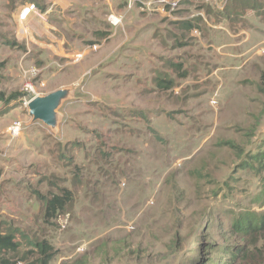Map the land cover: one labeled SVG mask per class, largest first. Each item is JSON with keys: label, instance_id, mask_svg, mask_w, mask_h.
<instances>
[{"label": "rangeland", "instance_id": "374dc122", "mask_svg": "<svg viewBox=\"0 0 264 264\" xmlns=\"http://www.w3.org/2000/svg\"><path fill=\"white\" fill-rule=\"evenodd\" d=\"M19 1L0 0V232L20 244L11 263L41 264L42 243L50 264H264V230L233 227L264 214V6L262 18L233 0H168L178 7L166 13L117 0L101 15L108 32L85 45L93 51L26 78L42 65L16 38ZM109 42L139 64L86 73L82 61ZM60 89L73 94L58 129L34 122L28 103ZM67 192L72 207L47 217Z\"/></svg>", "mask_w": 264, "mask_h": 264}, {"label": "crops", "instance_id": "0c3cea01", "mask_svg": "<svg viewBox=\"0 0 264 264\" xmlns=\"http://www.w3.org/2000/svg\"><path fill=\"white\" fill-rule=\"evenodd\" d=\"M17 3H21V6L19 4L17 7L16 4L14 12V22L18 28L16 38L26 47L27 55L35 52L36 61L42 65L41 72L55 68L60 70L56 64L61 60H67L63 64L65 68L71 61V55L83 49L93 51V48L85 49L87 42H96L108 32L102 28L101 15L105 16L108 8L119 9L117 0H20ZM32 5L35 10L25 20L21 19L24 9ZM89 31L92 32L91 36H88ZM120 51L117 42L104 43L98 52L80 65L86 68V73L94 71L93 75L100 73L97 69L99 66L106 67L108 71L114 69L123 72L126 68L133 71L135 65L139 64L138 55L131 53L128 56Z\"/></svg>", "mask_w": 264, "mask_h": 264}, {"label": "trees", "instance_id": "16d2710c", "mask_svg": "<svg viewBox=\"0 0 264 264\" xmlns=\"http://www.w3.org/2000/svg\"><path fill=\"white\" fill-rule=\"evenodd\" d=\"M235 7L242 8L241 10L252 9L258 14L259 17L263 18V15L260 14V11L263 9L264 0H233ZM177 70H182L180 64H172ZM181 77H186V73L181 74ZM156 83L164 89H171L172 82L166 83L163 79H156ZM11 100H14V97H11ZM4 97H0V100H3ZM72 194L67 192L63 196H55L53 199L47 202L46 206V215L47 217H56L57 213L64 211L68 205L71 206L73 203ZM258 204L264 206V189L262 190L260 197L256 200ZM72 207V206H71ZM233 227L235 231L243 236L252 235L255 233H260L264 230V214L260 215L256 212L252 214H243L237 215L234 219ZM19 242L16 239L15 234L13 233H1L0 232V264H17L16 262L11 263L10 255L16 254L19 252ZM36 247L40 249L41 253L46 255V259L42 261L41 264H50L54 260V255L51 254L52 249L48 244L38 243ZM68 264V263H65ZM222 264V263H220Z\"/></svg>", "mask_w": 264, "mask_h": 264}, {"label": "water", "instance_id": "95a60500", "mask_svg": "<svg viewBox=\"0 0 264 264\" xmlns=\"http://www.w3.org/2000/svg\"><path fill=\"white\" fill-rule=\"evenodd\" d=\"M73 91L60 89L47 96H36L28 103L29 113L33 121H40L52 130H57L60 125L59 109L68 100Z\"/></svg>", "mask_w": 264, "mask_h": 264}, {"label": "built area", "instance_id": "2783aa9c", "mask_svg": "<svg viewBox=\"0 0 264 264\" xmlns=\"http://www.w3.org/2000/svg\"><path fill=\"white\" fill-rule=\"evenodd\" d=\"M138 3H141L143 5V9L146 10H157V11H162L166 13L168 10L174 11L175 8L178 7V2H170L168 0H128V9L133 8L136 6ZM162 9V10H161ZM32 10H35V6L32 5L28 9H24L21 15V19L25 20L27 16L31 13ZM109 21L111 22L112 25L117 26L120 23V20L116 15H111L109 17ZM94 49L97 50V47L95 46ZM82 55H78L77 59H81ZM57 67L60 69L64 68V65L61 63L56 64ZM41 74V70L36 69V67H32L30 69L24 70V76L26 78L28 77H33ZM45 84L42 85L44 87ZM28 88H30L28 86ZM34 87H31V90L34 92ZM22 129V123L21 122H14L9 130L8 134L12 138V140L16 139L19 137L20 132Z\"/></svg>", "mask_w": 264, "mask_h": 264}]
</instances>
